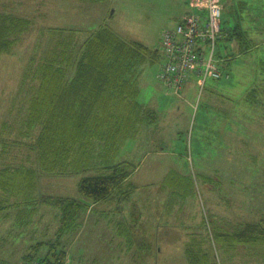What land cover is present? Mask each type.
<instances>
[{
	"label": "rangeland",
	"instance_id": "374dc122",
	"mask_svg": "<svg viewBox=\"0 0 264 264\" xmlns=\"http://www.w3.org/2000/svg\"><path fill=\"white\" fill-rule=\"evenodd\" d=\"M188 1L0 0V12H14L31 22L13 48L0 55V146L4 147L0 151V196L16 207L0 214L2 260L21 264L20 255L41 256L51 243L58 244L61 212L44 203L48 197L88 202L78 189L82 175L61 174L69 171L65 166L53 172L43 168L35 145L40 128L29 126L27 114L31 84L38 81L36 69L54 49H63L64 43L84 46L100 27L161 51L163 32L176 25ZM223 1L222 23L229 25L240 15L243 26L250 27L255 47L264 42V0H244L249 6L234 0L235 7ZM195 13L208 17L207 10ZM250 17L258 19L261 34L248 23ZM233 45L227 53L235 57L218 63L222 77L208 78L201 87V78L192 75L193 88L185 89L183 97L159 79L162 59L143 67L137 79L139 101L157 112L158 120L141 125L114 157L115 163L125 161L133 170L130 183L136 198L131 196L120 212L114 209L118 204L109 203V213L82 214L80 233L61 237L68 254L66 264H192L189 248L198 252L193 244L211 264H264L262 244L234 246L213 239L215 233H235L243 224L264 219V66L258 69L264 45L243 55ZM217 50L225 51L221 44ZM29 169L35 173L32 188H28L32 172L24 175ZM12 189L21 195L9 193ZM30 198L36 210L26 223L25 206ZM19 202L24 206L19 208ZM133 214L141 216L138 222L144 231L136 226ZM158 218L163 229L141 239L150 234ZM19 221L24 224L22 231L16 228ZM135 235H140L142 245L148 241L154 245L160 238L161 253L153 250L149 256L148 247L131 245ZM40 244L45 247L38 253L34 249Z\"/></svg>",
	"mask_w": 264,
	"mask_h": 264
},
{
	"label": "trees",
	"instance_id": "16d2710c",
	"mask_svg": "<svg viewBox=\"0 0 264 264\" xmlns=\"http://www.w3.org/2000/svg\"><path fill=\"white\" fill-rule=\"evenodd\" d=\"M4 11L0 12V55L10 51L31 25L28 18ZM240 17H234L236 23L224 29L217 42V46L221 44L225 49L221 53L216 48L218 62L235 57L236 54L227 53L233 44L240 55L255 47L256 41L247 29L244 30ZM66 30L72 31H61ZM92 33L84 46L72 42L64 43L63 49H54L36 69L38 81L34 86L31 84L32 96L27 110L29 126L40 128L35 145L45 164L44 169L53 172L57 167L65 166L70 169L60 171L61 174H86L78 186L85 199L93 203L116 200L122 207V202L128 201L135 190L130 183L134 172L129 163H115L114 157L122 143L139 132L141 125L154 124L158 120L157 112L140 103L137 79L146 64L163 60V54L141 42L125 40L105 27ZM259 44L255 49L264 45L263 42ZM259 63L262 66L258 69L264 66L263 57ZM254 77L255 81L257 76ZM3 148L0 146L1 152ZM32 171L25 170L24 175ZM33 172L28 188L33 187ZM15 188L21 191V188ZM19 190L12 189L9 193L21 195ZM29 201L26 206H33L35 200L30 198ZM44 203L61 212L58 244L51 243L41 256L25 255L21 264H66L67 252L61 237L77 231L78 220L89 208L86 202L67 197H48ZM18 204H21L18 207L24 206L23 202ZM12 208L16 207L4 202L0 196V214ZM133 220L137 223L140 215L133 214ZM213 239L234 246L264 245V219L256 224H243L235 233H215ZM193 245L198 252L193 246L189 248L192 264H211L202 259L198 245ZM43 247L45 244H40L34 251L40 253ZM0 264L14 263L0 260Z\"/></svg>",
	"mask_w": 264,
	"mask_h": 264
},
{
	"label": "built area",
	"instance_id": "2783aa9c",
	"mask_svg": "<svg viewBox=\"0 0 264 264\" xmlns=\"http://www.w3.org/2000/svg\"><path fill=\"white\" fill-rule=\"evenodd\" d=\"M208 11L205 18L195 12ZM223 5L220 0H189V11L175 29L163 32V66L159 79L165 87L182 96L192 75L220 79L222 72L216 58L217 42L224 33Z\"/></svg>",
	"mask_w": 264,
	"mask_h": 264
},
{
	"label": "crops",
	"instance_id": "0c3cea01",
	"mask_svg": "<svg viewBox=\"0 0 264 264\" xmlns=\"http://www.w3.org/2000/svg\"><path fill=\"white\" fill-rule=\"evenodd\" d=\"M230 2V4H232L233 2H234V0H229ZM244 0H237L236 2H234V3H236V4H244L245 5V3L246 4H248V6L251 4V3H248V2H244ZM222 5H223V9H225L226 8V4L224 3V1L222 0ZM188 12V7H187V9L185 10V12L180 16V18H179V20L176 22V25L179 23V21L182 19V17L184 16V14H186ZM240 19V18H239ZM241 20H242V18H241ZM236 19H232V22L230 23V24H232V25H234L235 23H236ZM244 20H242V22L241 23H244L243 22ZM248 23L253 27V29H257V32H261V31H263L261 28H258V19H256V17H250V18H248ZM224 25L223 23H222V25H223V28L224 29H227V28H229V26H231V25ZM176 25L175 26H173L172 27V29H175V27H176ZM243 25V24H242ZM243 28H244V30H248V29H250V27L249 26H243ZM261 34V33H260ZM262 34H264L263 32H262ZM263 35H258V37H262ZM264 43V42H263ZM159 49H161V47L159 48ZM161 52H162V49H161ZM192 82H193V80L192 81H189V83L186 85V89L187 88H193V86H192ZM173 93V92H172ZM174 94V93H173ZM176 95V94H175ZM184 95V94H183ZM183 95L182 96H179V97H183ZM178 96V95H177ZM125 162V161H124ZM86 175V174H85ZM84 175V176H85ZM83 176V175H82ZM83 176V177H84ZM135 195V198H136V192L134 191L133 193H132V197ZM131 197V198H132ZM67 198H69V197H67ZM130 198V199H131ZM75 199V198H74ZM130 199L128 200V201H130ZM128 201H125V202H122V205L124 204V203H126V202H128ZM133 202V204H135L136 206L138 205V201H135V199H133L132 200ZM131 202V201H130ZM87 204H89V208L86 210V212H84L83 213V215H85V216H87L88 215V213L89 214H91V213H93L94 211H96V210H99L100 212H102V213H109L108 211L110 210V208H109V203L110 204H120L119 203V201H116V200H113V201H104V202H99V203H93V202H90V201H88V202H86ZM138 207H139V205H138ZM19 208H21V207H19ZM41 208H43V209H45L44 208V206H42ZM98 208H100V209H98ZM140 208V207H139ZM115 209V211L116 212H120L121 210H123V206L121 207L120 205H119V207H116V208H114ZM34 210H36V207H33V206H25V211L27 212V214H26V220H23L24 222H26V223H29V218H28V215L29 214H32V212L34 211ZM167 213H168V211H167ZM163 215V214H162ZM22 219L24 218V216H22L21 217ZM162 219H163V216L161 217ZM80 219H81V217H80ZM79 219V220H80ZM87 219V218H86ZM78 220V225H79V227H80V225L82 226V224L80 223V221ZM140 220H141V216H140ZM171 221V220H170ZM140 222V221H139ZM139 222H138V224H136V226H138V228H140V231L142 232V230L144 231V227H141L140 225H139ZM12 224H14V223H12ZM162 224V221L160 222V220H159V218H158V220H157V222H155V224H154V226H153V228H152V230L150 231V234L149 235H144L145 237H141V239L142 238H147L148 237V239H149V237H152V236H154L155 234H157L158 233V230H162L163 229V227H164V225H161ZM23 223H20V221H19V223L18 224H16V228L18 229V230H20V231H22V229L21 228H23ZM19 227V228H18ZM78 227V228H79ZM80 231L81 230H79V229H77V233L79 234L80 233ZM75 232V231H74ZM68 234V233H67ZM142 235H143V233H142ZM139 236L140 235H135V237H134V240L132 241V243H131V245L134 243V244H138V245H141L140 247L141 248H145V247H148V249H147V252H148V255L150 256L151 254H152V251L154 250V251H156V253L157 254H160L161 253V251H162V242L160 241V238H158V242H156V244H154V245H152V244H150V242L148 241L146 244H141V240L139 241ZM26 238H30V235H26ZM4 239V237H1L0 236V240H3ZM22 239L24 240V237H22ZM75 239V238H74ZM7 242V241H6ZM63 243V242H62ZM1 244V243H0ZM20 244H22V243H20ZM23 244H24V249L23 250H25V249H27V246L25 245V243L23 242ZM32 248V246L29 248V249H31ZM64 248V247H63ZM65 249V248H64ZM23 253V252H22ZM157 254H155V255H152V258H154V256H155V258H156V255ZM68 255V254H67ZM20 257V259L18 260V261H22L23 260V257H24V254H22V255H20L19 256ZM68 258V257H67ZM151 258V257H150ZM151 258V259H152ZM0 260H2L1 258H0ZM4 261H6V260H4ZM8 262H11V261H8ZM15 264V263H14Z\"/></svg>",
	"mask_w": 264,
	"mask_h": 264
}]
</instances>
